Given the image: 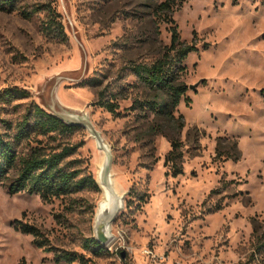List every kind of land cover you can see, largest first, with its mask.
Listing matches in <instances>:
<instances>
[{
	"label": "rangeland",
	"instance_id": "obj_1",
	"mask_svg": "<svg viewBox=\"0 0 264 264\" xmlns=\"http://www.w3.org/2000/svg\"><path fill=\"white\" fill-rule=\"evenodd\" d=\"M162 1L24 0L0 10V114L17 118L32 102L47 110L41 94L56 86L111 147L126 194L113 238L97 252L83 242L95 236L100 184L51 201L0 184V264H66L15 220L89 264H264V0H187L173 12L182 40L198 47L179 71L188 90L174 118L142 105L155 91L132 70L171 43ZM54 17L60 36L45 31ZM7 89L18 92L10 103L1 99ZM101 95L118 102V114L96 104ZM174 137L183 151L177 176L165 165ZM58 142L80 144L67 160L98 179L104 153L86 126Z\"/></svg>",
	"mask_w": 264,
	"mask_h": 264
},
{
	"label": "trees",
	"instance_id": "obj_2",
	"mask_svg": "<svg viewBox=\"0 0 264 264\" xmlns=\"http://www.w3.org/2000/svg\"><path fill=\"white\" fill-rule=\"evenodd\" d=\"M22 1L24 0H0V10H18V4ZM186 1L161 2L159 9L164 12L163 20L171 24V43L153 63L132 65L137 77L155 91L146 104L142 105L150 107L159 115L167 113L171 118L175 117L174 111L188 90L187 84L179 79V71L186 70L182 63L191 52L198 50L194 41L188 43L182 40L179 26L173 17V12ZM21 13L29 17L33 12L22 9ZM52 19L55 25L50 21L45 25V31L48 34L62 35L64 24L56 17ZM17 93V90L7 89L1 99L4 103H10ZM96 104L113 114L119 113L118 102L105 95H101ZM183 123L182 121L180 125L182 126ZM81 128L82 125L69 124L36 102H32L31 106L23 110L17 118H7L0 114V184L7 185L11 194L26 191L39 195L44 201L71 195L90 187L99 189L92 173H87L81 164L67 160L77 152L80 144H55L59 143L61 138L71 136ZM171 144L172 149L165 157V165H169L172 174L177 176L183 172L182 144L176 137L171 139ZM220 147L222 146L219 144V154L222 153ZM232 149L238 150L236 141ZM225 153L228 156L233 155L232 157L236 159L239 157L238 153L229 151ZM140 199L144 197L140 196ZM14 225L21 232L31 234L38 247L53 251L56 262L74 264L80 261L82 264H89V259L77 252L56 249L37 225L22 220H15ZM261 237L264 240V235ZM83 246L97 252L104 250V246L94 236L86 238Z\"/></svg>",
	"mask_w": 264,
	"mask_h": 264
},
{
	"label": "water",
	"instance_id": "obj_3",
	"mask_svg": "<svg viewBox=\"0 0 264 264\" xmlns=\"http://www.w3.org/2000/svg\"><path fill=\"white\" fill-rule=\"evenodd\" d=\"M195 88V85L191 86ZM41 101L47 110L69 124L86 126L92 136L96 138L98 147L104 156L98 170V184L103 188V199L95 216V238L102 244H107L112 238V223L124 207L126 194L117 189L112 169L111 147L101 133L95 128L87 113L65 106L57 94L56 86L51 89L44 88Z\"/></svg>",
	"mask_w": 264,
	"mask_h": 264
}]
</instances>
